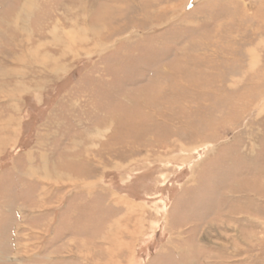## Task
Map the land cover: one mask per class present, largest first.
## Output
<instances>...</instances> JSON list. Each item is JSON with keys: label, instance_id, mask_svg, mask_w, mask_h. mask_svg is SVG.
<instances>
[{"label": "rangeland", "instance_id": "1", "mask_svg": "<svg viewBox=\"0 0 264 264\" xmlns=\"http://www.w3.org/2000/svg\"><path fill=\"white\" fill-rule=\"evenodd\" d=\"M0 264H264V0H0Z\"/></svg>", "mask_w": 264, "mask_h": 264}]
</instances>
